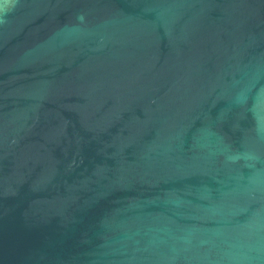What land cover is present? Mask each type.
I'll list each match as a JSON object with an SVG mask.
<instances>
[{
    "label": "water",
    "instance_id": "95a60500",
    "mask_svg": "<svg viewBox=\"0 0 264 264\" xmlns=\"http://www.w3.org/2000/svg\"><path fill=\"white\" fill-rule=\"evenodd\" d=\"M0 264H264V0H0Z\"/></svg>",
    "mask_w": 264,
    "mask_h": 264
}]
</instances>
